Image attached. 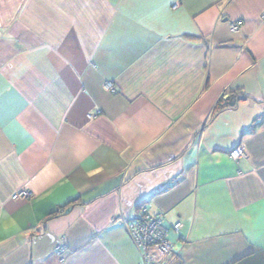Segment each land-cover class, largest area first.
<instances>
[{
  "label": "crops",
  "instance_id": "obj_1",
  "mask_svg": "<svg viewBox=\"0 0 264 264\" xmlns=\"http://www.w3.org/2000/svg\"><path fill=\"white\" fill-rule=\"evenodd\" d=\"M141 208L264 264V0H0V264H138Z\"/></svg>",
  "mask_w": 264,
  "mask_h": 264
},
{
  "label": "built area",
  "instance_id": "obj_2",
  "mask_svg": "<svg viewBox=\"0 0 264 264\" xmlns=\"http://www.w3.org/2000/svg\"><path fill=\"white\" fill-rule=\"evenodd\" d=\"M239 21L229 22L232 31H238ZM107 90H113V85L105 84ZM245 152L241 147H236L229 152V157L237 159L244 157ZM31 193L26 189H21L12 195L13 199L29 198ZM122 222L132 240L138 247L140 261L138 264H164L173 255L172 243L167 238V227L164 224L162 213L149 214L143 208L132 217L122 218ZM180 222L173 224V229L178 230Z\"/></svg>",
  "mask_w": 264,
  "mask_h": 264
},
{
  "label": "trees",
  "instance_id": "obj_3",
  "mask_svg": "<svg viewBox=\"0 0 264 264\" xmlns=\"http://www.w3.org/2000/svg\"><path fill=\"white\" fill-rule=\"evenodd\" d=\"M239 100V95L237 94L236 95V92H235V94H233V95H230V96H228L227 98H224V99H221L220 101H219V103L217 104V106H216V109H222V108H229V107H233L236 103H237V101ZM143 208H141L140 210H139V212L142 210ZM173 228V227H172ZM168 227H167V231H168ZM168 238V237H167ZM170 241V240H169Z\"/></svg>",
  "mask_w": 264,
  "mask_h": 264
}]
</instances>
